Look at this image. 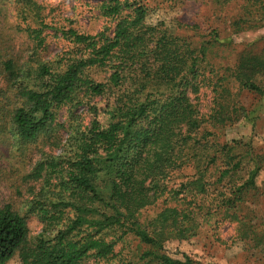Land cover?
I'll return each mask as SVG.
<instances>
[{
    "label": "trees",
    "instance_id": "16d2710c",
    "mask_svg": "<svg viewBox=\"0 0 264 264\" xmlns=\"http://www.w3.org/2000/svg\"><path fill=\"white\" fill-rule=\"evenodd\" d=\"M8 1L31 46L27 60L0 51L3 119L18 147L53 137L61 146L62 111L69 136L60 155L43 153L25 176L41 186L27 191L25 210L0 206V264L17 254L19 264H198L173 258L165 243L194 236L205 208L197 196L223 189L213 215L234 221L256 190L264 156L250 143H220L215 130L253 120L229 87L233 80L264 101V52H243L214 83L204 50L164 21L150 22L147 0H100L107 27L95 35L52 26L35 0ZM48 29L72 45L53 59L43 56ZM207 85L214 97L205 116L190 94ZM79 108L91 115L88 124ZM187 169L192 175L180 174ZM32 216L43 224L35 238Z\"/></svg>",
    "mask_w": 264,
    "mask_h": 264
},
{
    "label": "rangeland",
    "instance_id": "374dc122",
    "mask_svg": "<svg viewBox=\"0 0 264 264\" xmlns=\"http://www.w3.org/2000/svg\"><path fill=\"white\" fill-rule=\"evenodd\" d=\"M46 8L47 21L57 28H74L81 33L95 35L107 27L106 19L99 10L100 0H35ZM153 12L149 21H164L175 33L186 39L200 52L204 50L205 74L214 83L234 68L243 52L262 54L264 52V0H147ZM15 5L8 0H0V51L27 60L31 42L19 30ZM66 27V28H65ZM49 34V46L44 58L53 59L68 50L72 45L56 34ZM4 54V53H3ZM2 56V54L0 55ZM101 81L104 76L96 75ZM260 82H264L262 79ZM5 87L0 75V90ZM232 98L239 106L251 112L252 121L242 117L215 130L220 143L232 141L252 144L254 152L264 156V101L255 94L243 91L233 80L230 82ZM212 87L202 86L198 94H190L192 102L200 113L208 115L213 107ZM100 101L99 99L96 100ZM104 105L103 102H98ZM84 123L91 121L86 109L76 112ZM5 109L0 110V206L11 204L17 210H25V201L30 198L27 191L39 183L26 182L25 176L31 173L43 153L60 155L61 148L68 139L65 111L60 121L66 123L55 137L61 146H54L52 140L42 139L37 143L18 147L8 127V119H3ZM4 115V116H3ZM208 127V126H207ZM238 151L241 149L238 148ZM192 175L188 169L180 173ZM230 180L227 177L224 183ZM236 183L240 176L234 177ZM180 182V177H178ZM223 189H211L208 195L197 196L196 203L204 204L202 215L197 217L194 236L188 239H171L165 243L169 254L175 259L182 255L191 257L198 264H264V167L257 178L256 190L245 197L239 220L220 221L213 215L216 197ZM156 210H152V215ZM215 213V212H214ZM30 237L35 238L42 231L43 224L38 217L28 219ZM132 247L135 244H131ZM122 245L118 246V250ZM128 250L125 252L127 253ZM8 264H19L17 254ZM84 264H102L90 258Z\"/></svg>",
    "mask_w": 264,
    "mask_h": 264
}]
</instances>
